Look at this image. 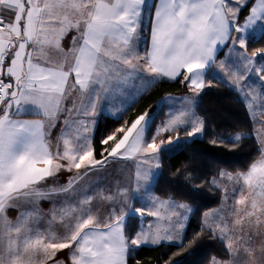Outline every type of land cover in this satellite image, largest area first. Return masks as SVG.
I'll use <instances>...</instances> for the list:
<instances>
[{
  "label": "snow or ice",
  "instance_id": "6c2138e0",
  "mask_svg": "<svg viewBox=\"0 0 264 264\" xmlns=\"http://www.w3.org/2000/svg\"><path fill=\"white\" fill-rule=\"evenodd\" d=\"M146 8L155 11L149 21L150 46L141 54ZM243 9L247 15L240 23ZM72 30V47L65 50L61 41ZM260 42L264 0H0V264H128L142 245L178 242L183 247L191 208L162 201L150 191L154 169L161 167L159 154L165 150V141L157 143L161 133L185 125H191L187 137L203 132L204 121L193 111L194 99L184 97L182 107L170 113L150 141L146 136L154 117L149 111L130 126L125 121L101 139L106 147L99 159L93 144L97 106L136 79L141 86L130 94L133 101L163 78L182 77L181 83L188 82L198 96L211 87L205 79L210 75L233 86L255 119L258 100L256 106L264 115V91H245L242 82L253 73L264 82V47L249 51V44ZM225 46L227 55L218 62V47ZM49 49L62 58L52 60ZM61 112L67 116L55 149L44 120L18 118L35 114L55 127ZM231 139L236 143L242 136L237 133ZM179 140V134L175 141L169 137L167 150L179 147ZM113 159L137 161L131 188L118 185L115 191L93 194L77 189L85 176ZM61 172L74 175L58 187H47ZM220 176L239 187L232 189L230 210L204 214L202 231L221 240L229 256L223 261L213 257L212 264H264V147L247 171ZM224 191L226 204L227 188ZM53 197L63 200L59 207L53 201L42 226L39 202ZM97 198L111 206L103 217L93 208ZM133 200L142 206L133 207ZM21 203L32 209L10 219L9 209ZM146 216L155 222L145 228ZM135 218L141 227L130 236L125 229L134 227Z\"/></svg>",
  "mask_w": 264,
  "mask_h": 264
},
{
  "label": "trees",
  "instance_id": "16d2710c",
  "mask_svg": "<svg viewBox=\"0 0 264 264\" xmlns=\"http://www.w3.org/2000/svg\"><path fill=\"white\" fill-rule=\"evenodd\" d=\"M247 15V9L241 12L240 21ZM264 47V42L249 44V51ZM161 79L143 92L118 118L101 115L96 124L93 144L96 158L102 151L100 141L116 128L130 123L145 111H151L165 96L189 92L188 83ZM211 87H207L196 104V113L204 121L201 138L182 139L179 147L161 151L162 166L153 185L155 195L163 200L184 203L192 209L184 239L183 247L174 244L141 246L130 255L128 264H211L213 257L227 260L229 256L225 245L215 238L207 229L202 231L203 217L207 211L218 208L222 203L223 192L213 185V180L220 178V173L247 171L251 163L260 157V146L254 135L250 114L238 93L226 83L208 77ZM167 120L164 104L154 114L151 133L158 125ZM188 129L166 132L158 140L177 134L186 135ZM237 133L242 139L234 143ZM216 141V143H213ZM111 143V142H109ZM139 218H135L134 227L126 226V234L134 236L140 227ZM177 253H179L177 255Z\"/></svg>",
  "mask_w": 264,
  "mask_h": 264
},
{
  "label": "crops",
  "instance_id": "0c3cea01",
  "mask_svg": "<svg viewBox=\"0 0 264 264\" xmlns=\"http://www.w3.org/2000/svg\"><path fill=\"white\" fill-rule=\"evenodd\" d=\"M154 11H155V9L153 8V9H151V13H150L149 10L146 8L144 15H143V21H142L143 30L140 33V42H139V48H138V51L141 54H143L145 48L150 46V29H151V26H150L149 21H150V16L152 14H154ZM75 35H76V32L74 30H72V31H69L67 33V35L63 38L61 43H62V46L64 47L65 50L72 47V38ZM48 53H49L50 58L54 61H59L62 58L61 54L59 52L55 51L54 49H49ZM226 55H227V47L226 46L225 47H218L217 57H216L217 61L219 62L220 60H224ZM214 71H218V69L214 68ZM142 75L147 76L149 74L142 73ZM221 76H223L222 73H221ZM208 77L212 78V76H210V75L206 76L205 77L206 81H209ZM179 78H181V77H178L177 79H179ZM248 78L250 80H245L244 82H242L243 85H245V91H247L249 88L255 89L257 92L264 91V82H261L255 74H254V78L252 77V75H250ZM163 79H167V78H163ZM224 80L226 81L227 77H224ZM70 83H71V81H70ZM227 85L230 88L234 89L238 93L239 97L244 102V104H245V106L249 112L246 101L242 97V95L233 86H231L229 84H227ZM140 86H141V81L139 79H136L133 83H130L128 86H126L122 92L114 93L107 100L102 99L100 104H98V106H97V115L94 117V119L95 120L98 119V117L101 116L100 115L101 113H109L108 111H112V109H115L117 107V105L124 104L125 101H127V102L130 101V99H129L130 94L133 93L135 91V89L139 88ZM206 88H204L197 97H200V95L202 94V92ZM140 95L136 96L135 99H137ZM172 95L176 96L173 99V100H177L176 105L172 104L173 100L170 103H168V102L162 103L166 106V109H167V119H169L170 113L181 108L179 105L183 103L184 97H186V96L190 97V98L196 97V95L192 91H189V92L183 93V94H171L168 96H172ZM168 96H165L163 99L167 98ZM132 101L133 100H131V102ZM260 103L261 102L259 100L256 101V105H260ZM65 104L68 107L71 106L70 101H66ZM256 105H254V109H253V112L255 113V119L253 118L252 115H250V117H251L253 127H254V135H255L258 143H259L260 148H262V147H264V115L260 114V110ZM249 114H250V112H249ZM66 116H67V113L61 112L55 121V127H50L52 121L47 120L43 116H39V115H35V114H24L18 118L19 119H26V120H44L45 126H46V131H50V135L48 136V139L51 141L53 149H55V146L57 144V138L61 135V129L64 127L63 121L66 118ZM95 129H96V124L94 127V132H95ZM258 131H259V138H258ZM101 170L93 171V172L89 173V174H92V173L97 174L96 176H93V175L85 176L80 181V183L76 186L77 189L87 188L89 194H93L94 191H98V190H104L105 192L115 191L117 186L116 187L111 186L110 188H106L104 183H106V182L109 183L110 181L112 182V181L116 180V178L111 177V176H100ZM69 175H74V172L73 173L61 172L60 174H58L57 177L50 179L47 182V187H54V186L58 187L59 185L66 183ZM124 179H125L124 177L117 178V180H121L122 183H124ZM120 186L124 187L125 185L123 184ZM54 200L56 201V206L59 207L60 202L63 200V197H53L51 200H41L39 202L38 207H39L41 215L44 217V219L41 221L42 226L45 225L46 220L49 218L50 210L54 206L53 205ZM223 200H224V197L222 198V203H221L222 205H223ZM103 205H106V202L101 201L98 198L93 201L94 211L98 209L101 217H103L107 213L106 212L107 210L105 208H103ZM117 207H119V205H117ZM31 209H32L31 205L21 203L20 206L16 209H9L8 216L10 219L15 220L16 217L19 215L20 211H29ZM152 220H153V217L146 216L144 221L151 222ZM66 254H67V250H65V253L61 254V258H65Z\"/></svg>",
  "mask_w": 264,
  "mask_h": 264
},
{
  "label": "rangeland",
  "instance_id": "374dc122",
  "mask_svg": "<svg viewBox=\"0 0 264 264\" xmlns=\"http://www.w3.org/2000/svg\"><path fill=\"white\" fill-rule=\"evenodd\" d=\"M240 23H243V20L242 21H240ZM252 77L254 78V74H252ZM247 80H250L249 78L247 79ZM174 97H176V96H174V95H172V96H168L167 98H165V99H162L160 102H158L157 104H156V106L150 111V113L153 115V117H154V114H155V112L160 108V106L162 105V103H170L173 99H174ZM198 98L199 97H194L193 99H194V104H193V111H194V113H195V115H196V117H198V118H200L198 115H197V113H196V110H195V108H196V104H197V101H198ZM136 100V99H135ZM134 101H132L131 102V99H130V101H128L127 102V104H121V105H117V107L115 108V109H112V111H108L109 113H101L100 115H105V116H109V117H111V118H118V117H120V115L124 112H119L118 111V109H120L121 107H128V106H130L132 103H133ZM172 104L173 105H176L177 104V100H173L172 101ZM182 105H183V103L182 104H180L179 106L180 107H182ZM154 110V111H153ZM99 115V116H100ZM99 118V117H98ZM201 119V118H200ZM97 120L98 119H96L95 121H96V123L95 124H97ZM168 120V119H167ZM166 120V121H167ZM165 121V122H166ZM164 122V123H165ZM163 125H158L157 127H155V129H154V131L151 133V131H149L148 132V134H147V136H146V139L147 140H151V138H152V136H154L155 134H156V129L157 128H160V127H162ZM181 128H186V129H188V131H190L191 130V125H185V126H182ZM203 131H204V128H203ZM166 133V132H165ZM162 134H164V133H161V135ZM203 136V132L201 133V134H197V135H195L194 137H187V135H181V137H180V140H179V142L182 140V139H187V140H192V139H194V138H201ZM169 139V138H168ZM168 139H166V140H163V141H165V150H167L169 147H171V146H168L167 145V140ZM174 141H175V138L173 139ZM161 140H158V138H157V143H159ZM160 155V165L162 166V157H161V153L159 154ZM111 159V158H110ZM136 163H137V161L136 160H134V159H129V160H115V159H113L112 160V162L111 163H109L108 164V166H106L104 169H102L101 170V172H100V176H111V177H114V178H116V180H114V181H110L109 183L108 182H106V183H104L105 184V187L106 188H110L111 186H114V187H116V186H120V185H125V186H127V187H129V188H131L132 187V184H133V180H134V176H135V171H136ZM160 170H161V167L159 168V169H154V171L156 172V175H155V178H154V180H153V182H152V185H153V183H154V181H155V179H156V177H157V175H158V173L160 172ZM89 175H93V176H96L97 174H89ZM121 177H124L125 179H124V183H122V181L121 180H117V178H121ZM215 181H217V184L219 185V186H217V184H213L214 186H216V187H218V188H220L221 190H222V192H223V197H224V200H223V205L221 204L218 208H216V209H213V210H210V211H207L206 213H213L215 210H220V209H224L225 211H227V210H230V206H231V204L233 203V193H232V189H233V187H239V185H235L234 184V182L233 181H229L226 177H224V178H222V177H220V178H218V179H214ZM213 182V181H212ZM86 185V184H85ZM152 185H151V191H150V195L151 196H155V197H157L156 195H155V193L153 192V190H152ZM225 188H227V196H228V200H227V203L225 204V195H226V193H225V191H224V189ZM142 192H143V190H142ZM160 199V198H159ZM160 200H162L163 201V199H160ZM171 200V199H170ZM172 201H174V200H172ZM175 203H177V204H181V203H179V202H176V201H174ZM133 207H141L142 206V204H141V201L140 200H133ZM136 203V204H135ZM135 204V205H134ZM184 204V203H183ZM189 206V205H188ZM110 205H108L107 203H106V205H103V208H105L107 211H109L110 210ZM190 207V206H189ZM106 211V212H107ZM177 211H183L182 209H177ZM191 212H192V209H191ZM191 212H189L188 213V220L186 221V227H185V229H184V232H183V237H182V242H183V239H184V235H185V231H186V228H187V225H188V222H189V219H190V217H191ZM144 220H145V218H144ZM204 220H205V216L203 217V223H204ZM152 222H155V218L153 217V220L151 221V222H146V221H144L143 222V226L146 228L147 226H148V224L149 223H152ZM140 227H141V223H140ZM140 227H139V229H138V231L140 230ZM174 244V245H180V243H178V242H173V243H169V242H162L161 244ZM257 243H259V240H257ZM160 245V244H159ZM142 246H157V245H142Z\"/></svg>",
  "mask_w": 264,
  "mask_h": 264
}]
</instances>
